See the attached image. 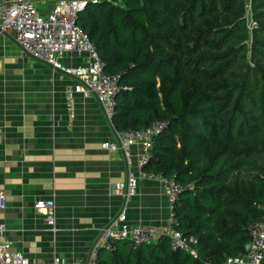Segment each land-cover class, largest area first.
I'll return each mask as SVG.
<instances>
[{
  "label": "trees",
  "instance_id": "16d2710c",
  "mask_svg": "<svg viewBox=\"0 0 264 264\" xmlns=\"http://www.w3.org/2000/svg\"><path fill=\"white\" fill-rule=\"evenodd\" d=\"M79 25L120 76L114 128L167 123L143 171L183 188L176 229L198 241L196 255L173 250L165 233L150 246L125 241L98 264L244 256L264 217V0L89 2Z\"/></svg>",
  "mask_w": 264,
  "mask_h": 264
},
{
  "label": "crops",
  "instance_id": "0c3cea01",
  "mask_svg": "<svg viewBox=\"0 0 264 264\" xmlns=\"http://www.w3.org/2000/svg\"><path fill=\"white\" fill-rule=\"evenodd\" d=\"M57 0H42L46 17ZM89 2L121 0H87ZM86 53L66 54L65 67H85ZM77 81L27 55L11 35L0 34V190L7 198L2 215L12 251L38 264L85 258L93 243L124 209L131 225L166 232L170 207L166 184L144 178L139 166L142 145L122 152L103 149L119 143L96 98L68 95ZM129 174L142 177L137 195L128 201L115 194ZM55 200L54 234L35 209L39 200ZM122 247L123 242H119ZM109 252L100 254L108 260ZM264 264V261L263 263Z\"/></svg>",
  "mask_w": 264,
  "mask_h": 264
},
{
  "label": "built area",
  "instance_id": "2783aa9c",
  "mask_svg": "<svg viewBox=\"0 0 264 264\" xmlns=\"http://www.w3.org/2000/svg\"><path fill=\"white\" fill-rule=\"evenodd\" d=\"M42 0H0V34L11 35L23 51L30 57L50 65L64 75L73 77L77 83L68 91L71 97L75 94L84 98L94 97L99 102L109 123L116 116L117 97L119 95L120 76L106 72V64L101 59L89 35L79 25V18L86 10L87 0H57L51 13L43 17L38 10ZM97 2V1H93ZM249 29L255 30L258 25L251 12L248 15ZM69 53H86L89 56L85 67H65L61 60ZM167 128L166 122L154 123L142 130H123L119 132V143H105L103 149L111 152H122L130 161V148L142 145V156L139 166L144 178H156L167 186L166 196L170 207V215L165 234L171 240L173 250L189 251L196 255L195 238L187 239L176 229L174 205L183 188L173 179H166L161 174L146 173L143 167L149 162L153 149V138ZM142 177L133 174L115 186V194L126 201L135 197ZM55 200H39L35 209L45 219L52 233L57 232ZM7 209V198L0 190V264H38L20 252L12 251L10 242L5 238L6 227L2 215ZM157 232L152 227L140 224L131 225L127 220L125 208L121 209L112 221L100 231L93 243L89 255L67 261L56 257L53 264H98L101 252H112L119 242L129 241L136 247L150 246L157 240ZM264 261V217L250 229V242L246 254L230 260L232 264H262Z\"/></svg>",
  "mask_w": 264,
  "mask_h": 264
},
{
  "label": "rangeland",
  "instance_id": "374dc122",
  "mask_svg": "<svg viewBox=\"0 0 264 264\" xmlns=\"http://www.w3.org/2000/svg\"><path fill=\"white\" fill-rule=\"evenodd\" d=\"M249 9H250V7H248V11L250 12V10H249ZM249 12H248V15H249Z\"/></svg>",
  "mask_w": 264,
  "mask_h": 264
}]
</instances>
